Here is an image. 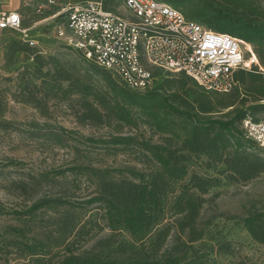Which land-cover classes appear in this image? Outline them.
Wrapping results in <instances>:
<instances>
[{
	"label": "trees",
	"instance_id": "16d2710c",
	"mask_svg": "<svg viewBox=\"0 0 264 264\" xmlns=\"http://www.w3.org/2000/svg\"><path fill=\"white\" fill-rule=\"evenodd\" d=\"M164 1L207 28L250 43L257 57H264V11L248 0ZM120 4L121 0H102L107 10L116 11ZM66 17V13H60L53 19L59 25L66 22ZM60 49L46 57L20 39L10 43L9 54L25 53L31 58L41 84H50L53 97L59 101L71 95L81 98L82 121L100 123L105 118L131 128L147 126L150 136L140 142L133 135L114 134L103 143L139 146L144 159L156 167L147 175L133 172L130 179H113L99 169L89 171L96 180L95 188L84 205H93L100 212L111 234L126 232L130 242L121 256L75 254L67 246L66 255L55 264H203L195 257L188 258L189 250L182 246L187 241L168 246V240L174 231L178 239L186 235L190 243L202 237L197 221L206 201L204 195L222 180L247 182L264 172V156L257 150L260 146L247 138L241 127L246 117L257 120L264 115V102H257L264 100V89L260 90L262 97L248 104L249 97L240 95L237 88L249 71L239 70L235 72L237 86L228 93L207 91L182 73L166 74L163 79L160 76L152 88L139 92L125 87L82 51L62 41ZM251 71L260 73L264 68L253 66ZM32 105L45 116L40 99L35 97ZM64 131L59 127L46 134L63 145ZM154 135L159 136L158 142L152 141ZM68 170L86 173V168L78 165ZM65 205H73L66 195H45L29 207L28 213ZM87 222L78 228L77 235ZM243 226L253 240L264 242V213L249 214L243 218ZM24 250L31 258L28 264H54L51 257H45L44 249L36 251L25 244Z\"/></svg>",
	"mask_w": 264,
	"mask_h": 264
},
{
	"label": "rangeland",
	"instance_id": "374dc122",
	"mask_svg": "<svg viewBox=\"0 0 264 264\" xmlns=\"http://www.w3.org/2000/svg\"><path fill=\"white\" fill-rule=\"evenodd\" d=\"M77 1L82 0H55L54 4L48 0L22 1L18 13L23 27L30 28L28 37L35 41L34 49L46 57L61 50L52 12H57L68 2ZM248 1L264 11V0ZM117 8L124 12L123 7ZM2 32L0 264L30 263L25 244L34 246L36 251L44 249L45 257H51L54 264L66 255L64 249L67 246L75 254L123 255L130 242L129 235L119 231L111 234L104 226L100 212L93 205H84L95 188L96 180L93 175L89 176V171L99 169L113 179H130L133 172L147 175L156 166L144 159L139 146L113 147L104 144L103 139L121 134L133 135L140 142L150 136L148 127L140 124L138 128H131L105 118L100 123L82 121V99L77 95H71L65 101L53 97V88L50 84H41L31 58L25 53L9 54L10 43L25 38L17 31ZM258 60L264 68V57ZM261 89H264V72L254 71L246 72L237 88L240 95L249 97L248 104L262 97ZM35 97L44 105L45 116L32 105ZM59 127L66 130L63 145L46 134ZM152 141L158 142L159 136L154 135ZM257 150L264 156L262 148ZM75 165L85 167L86 173L68 170ZM195 169L204 172L201 168ZM57 171L66 172L58 175ZM45 195H66L74 206L44 208L29 214V207ZM204 198L206 201L197 221V228L203 231L202 237L190 243L186 235L178 239L174 231L168 246L187 241V245L182 246L188 248V258L195 257L203 264H264V242L253 240L243 226V218L249 214L264 213V172L247 182L222 180ZM85 221H88L85 228L77 235Z\"/></svg>",
	"mask_w": 264,
	"mask_h": 264
},
{
	"label": "built area",
	"instance_id": "2783aa9c",
	"mask_svg": "<svg viewBox=\"0 0 264 264\" xmlns=\"http://www.w3.org/2000/svg\"><path fill=\"white\" fill-rule=\"evenodd\" d=\"M119 7L124 12L104 9L102 0L68 2L52 17L66 13L57 37L130 90L142 92L160 76L182 73L207 91L228 93L237 86L236 71L262 69L250 43L207 28L164 0H121ZM5 29L35 44L17 11H0V32ZM241 127L264 147V115L246 117Z\"/></svg>",
	"mask_w": 264,
	"mask_h": 264
},
{
	"label": "crops",
	"instance_id": "0c3cea01",
	"mask_svg": "<svg viewBox=\"0 0 264 264\" xmlns=\"http://www.w3.org/2000/svg\"><path fill=\"white\" fill-rule=\"evenodd\" d=\"M23 0H0V11H19ZM9 30V29H6ZM4 31V30H3ZM3 32H0V40Z\"/></svg>",
	"mask_w": 264,
	"mask_h": 264
}]
</instances>
